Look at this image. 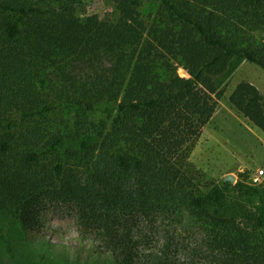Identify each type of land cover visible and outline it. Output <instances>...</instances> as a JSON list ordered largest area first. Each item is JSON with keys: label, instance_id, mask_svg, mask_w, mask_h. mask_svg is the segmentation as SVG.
<instances>
[{"label": "trees", "instance_id": "1", "mask_svg": "<svg viewBox=\"0 0 264 264\" xmlns=\"http://www.w3.org/2000/svg\"><path fill=\"white\" fill-rule=\"evenodd\" d=\"M158 1L147 29L140 0L103 17L81 0H0V239L65 205L103 264H264L263 184L240 173L231 202L228 182L204 191L123 136L153 140L198 86L218 93L235 57L264 70V0ZM228 99L264 133L254 85ZM29 252L16 264H38Z\"/></svg>", "mask_w": 264, "mask_h": 264}, {"label": "rangeland", "instance_id": "2", "mask_svg": "<svg viewBox=\"0 0 264 264\" xmlns=\"http://www.w3.org/2000/svg\"><path fill=\"white\" fill-rule=\"evenodd\" d=\"M77 9L83 16L103 17L111 11V2L81 0ZM138 11L150 29L159 18L160 3L158 0H140ZM173 65L179 76L187 77L181 62L174 60ZM243 81L254 85L264 99V70L235 57L229 68L215 78L218 93L211 94L198 86L153 140L141 139L126 126L123 136L128 143L148 152L157 164L178 168L204 191L225 184L224 170L237 163L250 171L245 169L241 173H256L260 167L264 170V133L238 115L228 99L235 86ZM248 183L252 184L251 181ZM259 184L264 185L263 182ZM232 185L226 189L231 202L238 195ZM39 220L38 231L18 235L12 230L11 238L0 239V264L19 263L27 251L38 264H103V258L91 251L89 239L79 238L75 209L65 205L47 206L39 214ZM6 241L12 247L13 255L5 248ZM84 250H90V253Z\"/></svg>", "mask_w": 264, "mask_h": 264}, {"label": "crops", "instance_id": "3", "mask_svg": "<svg viewBox=\"0 0 264 264\" xmlns=\"http://www.w3.org/2000/svg\"><path fill=\"white\" fill-rule=\"evenodd\" d=\"M235 111V110H234ZM236 112V111H235ZM237 113V112H236ZM238 114V113H237ZM239 115V114H238ZM241 116V115H240ZM242 117V116H241ZM245 119V118H244ZM246 120V119H245ZM247 121V120H246ZM248 122V121H247ZM249 123V122H248ZM250 125H251V123H249ZM252 126V125H251ZM252 127H254V126H252ZM254 128H256V127H254ZM257 129V128H256ZM247 170V168H245V167H243L242 166V164H240V163H237L236 165H234V167H232V168H229V169H226V170H224V172H225V174H224V176L225 175H227V174H233L234 176H235V181H234V183H230V184H236V182L238 181V180H241V179H239V177H238V173H241V171H243V170ZM259 169H262L261 167L260 168H258L257 170H259ZM263 170V169H262ZM247 171H249V170H247ZM264 171V170H263ZM250 172V171H249ZM257 172V171H256ZM255 173L254 172H252V174H250V177L251 176H253ZM242 182V181H241ZM264 183V174L261 176V181H260V183ZM259 184V183H258Z\"/></svg>", "mask_w": 264, "mask_h": 264}, {"label": "built area", "instance_id": "4", "mask_svg": "<svg viewBox=\"0 0 264 264\" xmlns=\"http://www.w3.org/2000/svg\"><path fill=\"white\" fill-rule=\"evenodd\" d=\"M264 174L262 169L257 170V172L250 177V181L252 184H258L261 181V176Z\"/></svg>", "mask_w": 264, "mask_h": 264}, {"label": "water", "instance_id": "5", "mask_svg": "<svg viewBox=\"0 0 264 264\" xmlns=\"http://www.w3.org/2000/svg\"><path fill=\"white\" fill-rule=\"evenodd\" d=\"M224 181H227L229 183H234L235 181V176L233 174H227L223 178Z\"/></svg>", "mask_w": 264, "mask_h": 264}]
</instances>
